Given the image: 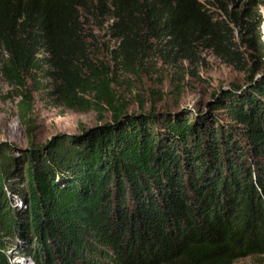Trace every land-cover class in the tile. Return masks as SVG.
Segmentation results:
<instances>
[{"label":"trees","instance_id":"16d2710c","mask_svg":"<svg viewBox=\"0 0 264 264\" xmlns=\"http://www.w3.org/2000/svg\"><path fill=\"white\" fill-rule=\"evenodd\" d=\"M257 5L0 0V76L21 96V121L43 77L66 109L110 116L80 136L44 147L30 141L19 189L17 173L9 179L13 159L0 157V264L18 255L31 264H235L264 256V71L255 65L243 86L213 94L205 113L130 115L113 78L115 65L143 69L163 51L174 64L192 63L199 44L243 72L244 49L264 51ZM89 21L112 22L113 68L92 56ZM13 195L24 209L13 207Z\"/></svg>","mask_w":264,"mask_h":264},{"label":"rangeland","instance_id":"374dc122","mask_svg":"<svg viewBox=\"0 0 264 264\" xmlns=\"http://www.w3.org/2000/svg\"><path fill=\"white\" fill-rule=\"evenodd\" d=\"M248 1L240 0L242 6ZM257 3L254 11L264 19V0H257ZM111 24L107 21L99 28L89 21L85 29L91 35L92 56L113 68L110 52L116 49L117 43L110 34ZM167 55V51L152 55L143 69H126V66L123 69L115 65L114 89L125 102L130 115L148 114L151 111L205 113L213 94L227 91L232 86H243L255 65L261 68L260 73L264 71V51L244 49L247 68L243 72L226 65L206 44L193 46L192 63L182 61L174 64L171 56ZM2 58L0 52V63ZM40 83L43 91L32 93V112L24 123L19 118V92L0 76V157L13 159L9 179L17 173L13 183L18 189L24 185L23 173L30 141L44 147L58 137L80 136L110 122L107 113L99 115L94 111L74 112L66 109L52 95L51 82L43 77ZM27 90H32V87L29 85ZM12 204L15 209H24L25 206L15 195L12 196ZM22 245L20 243L17 249ZM11 262L31 264L28 257L21 255L11 258ZM235 264H264V256L246 258Z\"/></svg>","mask_w":264,"mask_h":264},{"label":"water","instance_id":"95a60500","mask_svg":"<svg viewBox=\"0 0 264 264\" xmlns=\"http://www.w3.org/2000/svg\"><path fill=\"white\" fill-rule=\"evenodd\" d=\"M69 136H70V135H69ZM58 138H59V137H58ZM56 139H57V138H56ZM56 139H55V140H56ZM55 140H53L52 142H54ZM50 143H51V142H50Z\"/></svg>","mask_w":264,"mask_h":264}]
</instances>
